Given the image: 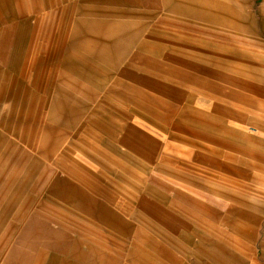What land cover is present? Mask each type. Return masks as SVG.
Masks as SVG:
<instances>
[{"label":"crops","instance_id":"1","mask_svg":"<svg viewBox=\"0 0 264 264\" xmlns=\"http://www.w3.org/2000/svg\"><path fill=\"white\" fill-rule=\"evenodd\" d=\"M231 1L0 0V83L21 70L36 151L6 175L0 264L264 263L245 183L264 150L195 106L264 114V45L246 39L264 18Z\"/></svg>","mask_w":264,"mask_h":264},{"label":"rangeland","instance_id":"2","mask_svg":"<svg viewBox=\"0 0 264 264\" xmlns=\"http://www.w3.org/2000/svg\"><path fill=\"white\" fill-rule=\"evenodd\" d=\"M224 1L226 2V0ZM227 1L229 2V0ZM242 1L248 0H239L238 2ZM235 2L236 0L231 1L232 4ZM250 3L253 4L251 9L257 20L256 23L259 24L264 18V11L261 9L264 0H250ZM243 5L245 6V3ZM257 28L259 29L258 26ZM221 35L205 39L220 40ZM246 39L261 47L264 45V32H261L258 36L250 33ZM20 72V69H14L13 74L11 72L13 82L10 83L11 78L9 77L10 81L4 80L0 83V90H5L4 94L9 95L8 100H5L7 98L4 97L0 100V207L5 203L7 172H22L23 168L27 167L28 162L36 156L35 150L27 148V142L31 140L33 132L27 131L30 128L27 126L30 116H27V109L22 99L23 94L20 91L21 84L19 82L23 79ZM0 79H5V76H2L1 73ZM174 86L184 89V87L178 86L177 83ZM195 106L201 113L213 119L216 130H218L217 133L222 137L238 143L246 150L254 149L257 152L264 150V114L260 110L237 107L235 102L220 99L217 95L207 93L199 95V103H196ZM218 106L225 107L227 111L223 114ZM219 149L226 150L221 147ZM237 155L240 158L250 159L243 153ZM219 160L228 161L227 158H220ZM247 168L251 169L249 171L254 175V180L245 183L253 190L255 197H264V165L254 164ZM231 178L234 177L231 176ZM174 252L180 258L185 256L176 250ZM194 257H190L191 262ZM247 258V263L251 264V258ZM257 261L259 260L257 259ZM260 264L264 263L261 262Z\"/></svg>","mask_w":264,"mask_h":264}]
</instances>
